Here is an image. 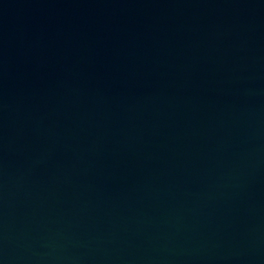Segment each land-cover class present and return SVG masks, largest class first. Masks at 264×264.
I'll return each mask as SVG.
<instances>
[{"label": "water", "instance_id": "1", "mask_svg": "<svg viewBox=\"0 0 264 264\" xmlns=\"http://www.w3.org/2000/svg\"><path fill=\"white\" fill-rule=\"evenodd\" d=\"M0 264H264V0H0Z\"/></svg>", "mask_w": 264, "mask_h": 264}]
</instances>
